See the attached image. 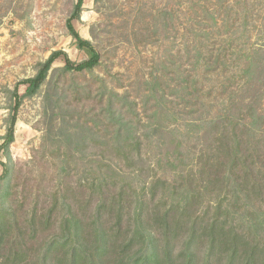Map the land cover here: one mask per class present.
Wrapping results in <instances>:
<instances>
[{"label": "trees", "instance_id": "trees-1", "mask_svg": "<svg viewBox=\"0 0 264 264\" xmlns=\"http://www.w3.org/2000/svg\"><path fill=\"white\" fill-rule=\"evenodd\" d=\"M236 2L251 47L247 48L249 55L241 56L242 48L231 45L237 65L230 73L239 76L242 84L257 68L256 59L264 62V0ZM251 2L255 5L250 6ZM215 6L210 13L214 26L220 21L227 23L216 18V12L236 11L226 0H218ZM83 7L84 0H78L67 26L79 47L91 50L92 57L76 64L65 51H55L39 64L34 77L17 85L13 94L12 112L0 145L8 160L0 162V183H4L0 195V264H264V102L244 105L236 117L226 111L210 120L193 121L192 127L208 128L205 135L211 139L190 156V174L178 171L184 164L181 145L172 151L174 159L166 157L176 177L182 179L180 184L179 180L153 177L141 188L133 184L126 187L121 184L120 163L137 176L147 175L149 170L138 138L132 147L122 125L111 123L117 130L106 139L116 149L119 167H114L106 152L88 157L83 146L92 129L87 125L69 127L75 117L66 119L61 99L65 92L53 85L56 73L85 72L99 65L100 54L73 25ZM254 8L259 9L258 17L250 29L254 22L250 10ZM224 53L219 49L212 63L225 60ZM61 57L65 65L55 69ZM20 85L26 87L24 95L19 94ZM44 85L43 116L48 123L42 149L35 150L28 165L39 168L47 158V162H54L53 173L39 177L35 171L18 207L7 206L18 111L23 99L34 97ZM108 94L107 109L114 115L116 95ZM50 143L55 151L47 153ZM66 144L70 148L61 150ZM76 159L85 160L88 169L82 172L74 168Z\"/></svg>", "mask_w": 264, "mask_h": 264}, {"label": "rangeland", "instance_id": "rangeland-1", "mask_svg": "<svg viewBox=\"0 0 264 264\" xmlns=\"http://www.w3.org/2000/svg\"><path fill=\"white\" fill-rule=\"evenodd\" d=\"M236 1L226 0L236 11L216 12V18L227 23L220 21L214 26L210 13L218 0H99L97 3L84 0L81 17L73 25L100 54L99 65L85 72L56 73L53 85L65 92L61 99L66 119L75 117V123L69 127L87 125L92 129L83 146L88 157L106 152L114 167H119L115 162L116 149L107 140L117 130L111 123L122 125L131 146L138 138L149 170L147 175L137 176L120 163L121 184L141 188L153 177L170 182L179 180L180 184L182 179L176 177L166 157L174 159L172 151L181 145L184 164L178 166V171L190 174V156L211 139L209 134L205 135L208 128L192 127L193 121L210 120L226 111L236 117L244 105L264 102L262 59H256L257 68L242 84L239 76L230 73L237 65L234 48H242L241 56L249 55L247 48L251 49L240 24L242 17ZM77 2L0 0V145L19 83L34 77L39 64L55 51H65L76 64L92 57L91 50L79 47L67 26ZM258 10H250L254 14L250 29ZM219 49L225 51L226 59L212 63ZM207 62L211 65H206ZM64 65L65 59L61 57L54 68L61 69ZM46 90L44 85L34 97L24 98L18 111L15 142L11 146L12 189L7 206L18 207L24 195L22 191L32 182L35 171L39 177L45 172L53 173L54 162H47V158L42 162L45 165L39 167L41 170L28 165L35 150L42 149L44 143L48 123L43 116ZM25 91L26 87L20 85L19 94L24 95ZM75 91H79V96L74 95ZM110 92L116 95L114 115L105 101ZM54 148L52 144L47 146V153L55 151ZM67 148H70L68 144L61 150ZM81 161L76 159L73 166L83 172L88 164ZM0 162H8L2 151ZM2 174L0 166V177ZM3 188L1 182L0 195Z\"/></svg>", "mask_w": 264, "mask_h": 264}, {"label": "crops", "instance_id": "crops-1", "mask_svg": "<svg viewBox=\"0 0 264 264\" xmlns=\"http://www.w3.org/2000/svg\"><path fill=\"white\" fill-rule=\"evenodd\" d=\"M87 40V39H86Z\"/></svg>", "mask_w": 264, "mask_h": 264}]
</instances>
